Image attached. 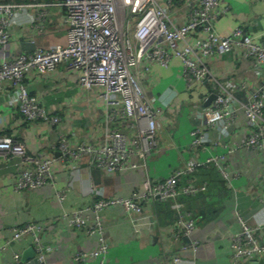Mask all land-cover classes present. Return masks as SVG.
Here are the masks:
<instances>
[{"label":"crops","instance_id":"0c3cea01","mask_svg":"<svg viewBox=\"0 0 264 264\" xmlns=\"http://www.w3.org/2000/svg\"><path fill=\"white\" fill-rule=\"evenodd\" d=\"M191 1L158 0L168 5L178 23L185 18ZM219 4L226 10L219 13L215 20L214 29L218 33L226 34L240 25L255 42L264 43V0H220ZM63 14L64 9L53 4L33 5L18 12L8 28L14 51H32L37 47L50 48L58 43L64 44L66 24ZM194 33L191 39L205 35L201 30ZM23 41L31 45L23 47ZM206 62L214 76L232 81L236 88L241 81L249 83L247 89L238 88L237 94L241 98L245 99L247 91L257 84L259 76L252 69L251 59L243 56L240 47L208 57ZM147 66L146 61L142 60L137 67L144 91L148 96L161 95L169 103L166 106L155 104L160 108L156 147L145 158L144 167L115 172L99 169V173H96L94 170L97 168L86 167L87 157L83 156L78 162L79 171L72 173L61 160L56 159L51 166V184L16 190L13 188V175L17 171V159L5 161L0 158V244L10 238L15 225L34 222L41 227L39 235L42 241L50 246L39 264H97L93 256L84 261L73 260L74 253L93 249L96 240L82 230L65 226L60 220L63 212L88 205L100 197L127 196L141 188L144 177L163 179L176 167L185 166L196 159L202 161L208 155H217V163L195 169L193 174L197 173V177L194 176L193 181L206 185L205 173L214 169L220 177V184L212 185L214 192L209 211L204 213L203 209L197 207L193 209L195 214L191 217L183 210L187 217L194 220L195 228L189 237L175 234L176 211L173 223L161 225L156 222L152 229L148 227L143 234H137L129 219L131 214L116 206L101 213L103 228L109 239L108 259L115 264H232L230 236L239 230V220L248 225L261 224L263 232L258 237L259 242L264 243V153L244 144L248 135L244 114L238 111L227 134L221 133L219 128H212L208 141L188 149L190 131L198 126L194 110L205 106L203 102L211 89L207 83H202L196 90H187L177 57H173L165 68L151 63L149 70L145 71ZM25 82L49 113L61 117L54 125L42 120L28 124L2 102L0 130L4 129L11 137L21 141L27 152L37 156L55 155L52 144L58 132H67L78 141L99 144L104 140V100L96 95V90L80 88L76 75L68 70L65 63H59L52 73L29 71ZM169 87L175 90L174 96ZM261 123L264 129V110ZM118 126L132 136L137 123L133 119H126ZM88 186L93 188L92 192ZM58 191L65 193L63 200L57 198ZM152 202L146 203L144 210L155 216ZM190 240L197 243L182 246ZM30 242L28 236L10 242V247L0 252V264H18L12 257L13 252L21 253L31 245ZM175 255L180 258L177 263L172 261ZM263 263L264 259L251 257L245 264Z\"/></svg>","mask_w":264,"mask_h":264},{"label":"built area","instance_id":"2783aa9c","mask_svg":"<svg viewBox=\"0 0 264 264\" xmlns=\"http://www.w3.org/2000/svg\"><path fill=\"white\" fill-rule=\"evenodd\" d=\"M171 0H169L170 2ZM220 0H192L185 18L177 22L168 5L158 0H59L54 3L1 2L0 1V107L5 102L20 118L30 124L45 121L50 125L60 121V115L49 113L37 95L32 94L25 82L29 71L52 73L59 63H65L76 75L78 86L84 90H96V95L105 102L106 132L102 142L90 143L74 140L67 132L56 133L52 147L55 155L37 156L27 152L24 144L0 130V158L17 159V171L13 175L16 190L34 189L53 182L51 166L61 160L69 170L79 171L78 162L87 157L86 167H95L105 172L143 168L145 158L156 147L159 126V107L169 102L161 95L148 96L140 82L137 67L146 61L165 68L173 57L180 60L181 76L187 90H196L202 83L208 84L215 97L208 105L197 107L194 117L198 126L190 131L188 149H194L209 140V130L219 128L227 134L230 123L238 111L245 117L248 135L246 146L264 153V43L255 42L243 26L237 25L230 32L220 34L214 29L217 15L225 11ZM57 5L64 9L66 42L50 48L37 47L32 51H14L9 25L15 15L29 6ZM182 6H180L181 8ZM43 12V11H42ZM41 12V13H42ZM203 31V37L195 36ZM240 47L243 56L251 59L252 69L259 77L247 97L241 98L237 91L247 89L249 83L241 81L238 88L230 80L214 76L206 62L208 57ZM172 96L175 95V90ZM167 90V91H168ZM133 119L136 132L130 136L121 131L118 123ZM112 124V126H110ZM58 153V154H56ZM217 155H208L204 160L176 167L163 179L144 177L140 189L127 196L100 197L88 205L71 208L62 213L65 226L95 237L96 245L91 250L73 254L74 261L95 257L97 264H115L108 259L109 239L105 234L101 213L105 209L120 206L129 217L133 231L143 234L156 224L155 216L145 212L144 205L150 200L173 199L171 208L178 213L175 234L189 237L194 220L186 216L182 204L175 200L180 194H194L205 189L204 184L188 182L180 185L183 174L192 172L208 163H217ZM70 166V167H69ZM225 176V171L222 170ZM89 191L93 188L88 186ZM59 200L65 193L58 191ZM239 230L230 236L232 264H245L251 257L264 259V243L259 242L263 232L261 224L248 225L239 220ZM40 226L34 222L15 225L10 238L0 244V252L10 247V242L28 236L38 259H44L50 246L42 241ZM190 240L182 246L195 245ZM18 261L20 252H13ZM178 256L172 261L177 263ZM264 264V263H263Z\"/></svg>","mask_w":264,"mask_h":264},{"label":"trees","instance_id":"16d2710c","mask_svg":"<svg viewBox=\"0 0 264 264\" xmlns=\"http://www.w3.org/2000/svg\"><path fill=\"white\" fill-rule=\"evenodd\" d=\"M1 2H29L31 0H0ZM200 168V167H199ZM194 171L187 172L182 175L180 178L179 184L183 185L188 182L195 183L193 181L194 176L197 177V173L194 175ZM195 173V172H194ZM206 174V182L205 189L199 192H196L194 194H180L178 195L175 200L179 201L182 204V208L184 211L187 212V215L193 217L195 212L193 209H196L197 207L201 208L205 211H209V206L211 203V195L214 192L212 185L218 186L220 184V177L216 174V172L213 170L208 171ZM186 177L187 180L184 181V178ZM190 177V179H188ZM190 180V181H189ZM195 180V179H194ZM185 182V183H183ZM173 199H153L152 202V208L154 210L155 219L156 222H158L161 225L167 224V223H173L176 220V212L173 208H171V203ZM204 218L207 219V217L204 215Z\"/></svg>","mask_w":264,"mask_h":264},{"label":"water","instance_id":"95a60500","mask_svg":"<svg viewBox=\"0 0 264 264\" xmlns=\"http://www.w3.org/2000/svg\"><path fill=\"white\" fill-rule=\"evenodd\" d=\"M23 47H28L31 45V43H29L28 41H23L22 42ZM215 97L214 93H210L205 101L203 102L204 105H208L210 103V101ZM58 154V153H56ZM96 173H99V169H95L94 170ZM41 263L36 255V252L33 248L32 245H30L29 247H27L26 249H24L21 253H20V257L18 259V264H39Z\"/></svg>","mask_w":264,"mask_h":264}]
</instances>
